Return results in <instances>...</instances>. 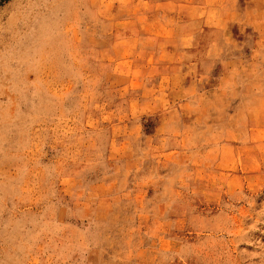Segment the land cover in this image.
<instances>
[{
  "label": "rangeland",
  "instance_id": "374dc122",
  "mask_svg": "<svg viewBox=\"0 0 264 264\" xmlns=\"http://www.w3.org/2000/svg\"><path fill=\"white\" fill-rule=\"evenodd\" d=\"M0 264H264V0H0Z\"/></svg>",
  "mask_w": 264,
  "mask_h": 264
}]
</instances>
